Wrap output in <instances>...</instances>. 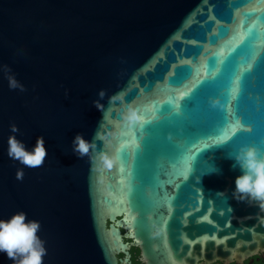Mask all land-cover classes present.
Segmentation results:
<instances>
[{
    "label": "water",
    "instance_id": "95a60500",
    "mask_svg": "<svg viewBox=\"0 0 264 264\" xmlns=\"http://www.w3.org/2000/svg\"><path fill=\"white\" fill-rule=\"evenodd\" d=\"M13 123L28 150L44 137L41 167L8 156ZM77 133L96 135L83 158ZM247 145L264 150V0H0V219L40 223L44 264L264 257V208L233 196Z\"/></svg>",
    "mask_w": 264,
    "mask_h": 264
},
{
    "label": "clouds",
    "instance_id": "9594fccd",
    "mask_svg": "<svg viewBox=\"0 0 264 264\" xmlns=\"http://www.w3.org/2000/svg\"><path fill=\"white\" fill-rule=\"evenodd\" d=\"M4 73L7 74L11 89L25 90V86L16 79L8 65H4ZM105 95V90H100V99L93 102L100 111L104 108L101 101ZM126 119L129 124H135L141 122L143 117L135 109L129 108ZM11 131L13 135L8 138V156L26 167H41L48 155L44 137H38L34 147L28 150L15 135L19 131L18 125L13 123ZM95 139L96 135L89 141L82 133H77L72 141L73 151L81 158L87 156L95 147ZM100 160L109 168L113 166L114 160L105 153H101ZM234 160L233 167L238 166L242 173L235 180L234 198L238 201H255L264 208V150L247 145L235 153ZM16 178L23 179L22 171H17ZM39 228L40 223L27 220L23 211L14 213L9 219H0V252L6 253L14 264H44L47 250L44 241L38 236Z\"/></svg>",
    "mask_w": 264,
    "mask_h": 264
},
{
    "label": "flooded vegetation",
    "instance_id": "af4514ba",
    "mask_svg": "<svg viewBox=\"0 0 264 264\" xmlns=\"http://www.w3.org/2000/svg\"><path fill=\"white\" fill-rule=\"evenodd\" d=\"M130 260L127 264H144L140 257V250L137 246H131L130 248ZM119 258L124 257V254L119 253L117 254ZM197 264H203L202 262H198Z\"/></svg>",
    "mask_w": 264,
    "mask_h": 264
},
{
    "label": "trees",
    "instance_id": "16d2710c",
    "mask_svg": "<svg viewBox=\"0 0 264 264\" xmlns=\"http://www.w3.org/2000/svg\"><path fill=\"white\" fill-rule=\"evenodd\" d=\"M253 258V260H251ZM252 258H249L244 261L242 264H264V257L262 255H254ZM229 264H238L236 262H231Z\"/></svg>",
    "mask_w": 264,
    "mask_h": 264
}]
</instances>
